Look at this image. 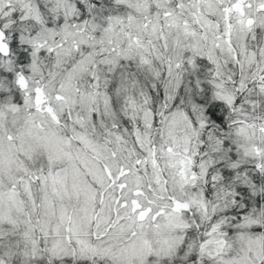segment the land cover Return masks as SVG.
<instances>
[{
    "label": "snow or ice",
    "instance_id": "snow-or-ice-1",
    "mask_svg": "<svg viewBox=\"0 0 264 264\" xmlns=\"http://www.w3.org/2000/svg\"><path fill=\"white\" fill-rule=\"evenodd\" d=\"M18 43L39 75L22 100L0 81V264L187 256L151 241L165 214L159 193L187 179L174 145L189 129L199 135L189 115L209 100L221 127L215 110L241 114L237 137L255 144L264 133V0H0V57ZM16 83L28 88L24 76ZM222 143L235 170L223 176L246 187L235 188L240 211L203 264H264V137L251 149L232 136ZM241 149L259 162L241 167Z\"/></svg>",
    "mask_w": 264,
    "mask_h": 264
},
{
    "label": "clouds",
    "instance_id": "clouds-1",
    "mask_svg": "<svg viewBox=\"0 0 264 264\" xmlns=\"http://www.w3.org/2000/svg\"><path fill=\"white\" fill-rule=\"evenodd\" d=\"M98 3L102 7L107 6V0H98ZM76 22H78V18L77 21H73V23ZM40 39H45V36L42 35ZM11 42L10 33L9 37L6 38V43L11 44ZM25 43H27V38ZM23 51H26V48L23 44L18 43L17 51L12 53L10 57H0V60H3V65L0 66V81L9 90L8 95L19 97L21 100L25 91L34 90L33 80L39 75V73H33L28 64L20 62L22 57L19 53ZM9 59L12 61L11 71H9ZM20 76L25 77L27 89H20L16 83ZM163 103L162 90H158L154 94L153 104L159 107ZM211 103L212 101L209 100L206 104L198 107L195 113L189 115L192 128H195L199 135H192L189 129L187 142L181 141L174 145V148L180 153L176 159L184 161L181 167L187 179L180 180L175 185L170 183L167 191L159 193L164 199L157 203L164 208L165 214L158 217L155 222L159 227L151 229V241L159 249H167L175 242L183 247L188 254L186 256L185 253L175 251L168 257L169 264H174L175 261H179L180 264H203V260L207 259V254L215 252L218 247L216 241L220 238L219 233L230 226L234 210L240 211L239 207L233 203L236 195L235 188L246 187V185L236 184L230 178L223 176L224 170L235 171L229 166L231 160L228 156V150L223 148V140L232 136L233 142L240 139L245 146L251 149L260 146L259 142L264 137V133H259L258 130L255 144L250 135L248 138L237 137V126L233 124V120L240 119L241 114L231 111L226 113L224 108L215 110L216 116L225 117V127H221L211 114L206 112ZM182 110L191 112V105L188 104L187 99ZM201 122L205 124L203 129L200 128ZM187 124L188 122L185 121L181 130L187 127ZM248 131L251 133V130ZM217 141H221V143L218 144ZM233 154L237 153L234 152ZM262 155H264V148H262ZM237 160L241 167L247 165L249 168L253 162H259L254 155L245 157L243 149L237 154ZM202 163L203 167H201ZM217 165H222V167ZM246 170L248 169L246 168ZM250 194H252L251 189ZM259 195H261L260 185H257L253 200ZM177 205H179L178 208ZM216 225H220V227L214 232L213 228ZM236 236L238 233L234 234L231 239L235 246L239 247L243 241L237 239ZM201 244H204V255L200 252ZM192 255L196 256L195 260L190 258Z\"/></svg>",
    "mask_w": 264,
    "mask_h": 264
}]
</instances>
